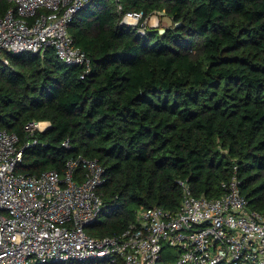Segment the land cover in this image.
I'll return each mask as SVG.
<instances>
[{
  "label": "trees",
  "instance_id": "16d2710c",
  "mask_svg": "<svg viewBox=\"0 0 264 264\" xmlns=\"http://www.w3.org/2000/svg\"><path fill=\"white\" fill-rule=\"evenodd\" d=\"M119 5L173 25L140 32ZM10 7L0 0V18ZM69 33L90 71L53 49L0 63V127L24 150L16 174L98 161L104 205L86 229L95 239L122 234L142 210L177 211L179 182L216 199L236 176L250 209L264 212V0H95ZM34 121L51 128L31 136Z\"/></svg>",
  "mask_w": 264,
  "mask_h": 264
},
{
  "label": "built area",
  "instance_id": "2783aa9c",
  "mask_svg": "<svg viewBox=\"0 0 264 264\" xmlns=\"http://www.w3.org/2000/svg\"><path fill=\"white\" fill-rule=\"evenodd\" d=\"M6 1L11 7L0 18V63L10 66L5 54L53 49L66 65L90 71L91 59L75 45L69 26L95 0ZM118 12L140 32L160 24L156 13H124L121 5ZM50 128L49 121H34L25 131L33 136ZM23 156L20 137L0 127V264H264V212L250 209L236 176L216 199L196 197L179 182L177 211L142 210L122 234L95 239L86 229L104 205L99 162L79 156L62 175L16 174Z\"/></svg>",
  "mask_w": 264,
  "mask_h": 264
},
{
  "label": "rangeland",
  "instance_id": "374dc122",
  "mask_svg": "<svg viewBox=\"0 0 264 264\" xmlns=\"http://www.w3.org/2000/svg\"><path fill=\"white\" fill-rule=\"evenodd\" d=\"M156 17L159 19L160 24H159V27L155 29H158L161 31V30H164V28H169L173 25V22L170 16L165 15L164 13H160V14L156 13Z\"/></svg>",
  "mask_w": 264,
  "mask_h": 264
}]
</instances>
